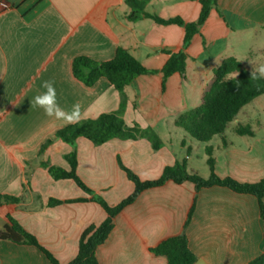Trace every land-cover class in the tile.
Segmentation results:
<instances>
[{
	"label": "crops",
	"instance_id": "obj_1",
	"mask_svg": "<svg viewBox=\"0 0 264 264\" xmlns=\"http://www.w3.org/2000/svg\"><path fill=\"white\" fill-rule=\"evenodd\" d=\"M10 1L12 9L0 12V196L21 200L0 206V233L11 216L61 264H69L85 230L107 219L92 199L99 196L117 206L134 193L135 184L121 165L146 182L186 160L189 171L207 179L211 148L219 177L247 184L264 180V95L207 143L176 126L181 116L201 105L214 70L225 60L235 58L250 68L264 64V42L259 39L264 33V0H218L186 49L185 76L173 75L165 89L162 73L142 75L126 87V125L152 128L164 144L161 150L154 151L146 139H115L101 146L77 141V175L92 195L72 179L55 180L43 167L70 171L66 157L73 147L55 140L69 125L47 117L31 103L33 98L45 91L44 81H54L62 108L81 104L80 122L117 112L120 93L105 78L93 87L78 81L75 59L108 62L123 47L148 70L160 71L170 54L183 50L185 28L149 18L132 22L125 0ZM200 1L149 0L146 11L164 20L193 23L201 14ZM239 126L250 127L254 136L239 135ZM48 140L54 142L40 155ZM52 199L60 204L51 206ZM183 233L197 264H249L264 253L257 197L223 187L197 191L190 182H168L144 191L117 216L97 257L100 264H167L150 250ZM0 263L52 264L36 246L8 240H0Z\"/></svg>",
	"mask_w": 264,
	"mask_h": 264
},
{
	"label": "trees",
	"instance_id": "obj_2",
	"mask_svg": "<svg viewBox=\"0 0 264 264\" xmlns=\"http://www.w3.org/2000/svg\"><path fill=\"white\" fill-rule=\"evenodd\" d=\"M131 9L128 19L138 22L149 18L161 25H179L185 28L183 50L170 54V58L160 71H151L145 68L127 49L118 47L116 56L108 62H98L88 57H78L73 64L75 78L87 87L95 86L99 80L105 78L120 93L121 105L117 112L103 114L97 119L86 120L78 124H71L55 135V140L62 141L73 147V152L66 157L71 166L67 171L60 167L43 165L55 180L72 179L87 194L94 192L77 175V141L86 139L95 146L104 145L112 140H148L154 149L159 151L164 144L159 135L152 129H142L139 125L128 127L123 119L127 105L125 94L126 87L130 86L142 75L163 74V89L167 80L175 74L186 75L188 55L186 49L194 37L199 33L213 7L218 0H201L202 10L197 22L186 23L180 18L164 20L157 15L147 13L149 0H125ZM251 68L244 62L235 58L225 60L222 65L214 70V81L205 92L201 105L181 116L176 121V126L184 129L190 136L201 143H207L217 135H222L228 126L233 123L245 107L254 100L264 95V79L252 80L249 78ZM239 75L233 78L236 73ZM239 135L254 136L255 132L250 127L239 126ZM54 140H48L41 148L43 155ZM226 145V144H225ZM208 165L211 170L209 178L205 179L188 169L187 161L177 163L175 166L166 167L163 175L158 180L142 181L134 172L123 165L121 168L127 173L130 181L135 184L134 193L117 206L109 205L102 197L95 196L92 201L99 204L107 213V219L100 226H91L82 234L76 258L69 264H100L97 251L104 245L115 228L117 216L129 205L137 201L140 195L149 189L162 187L168 182L182 185L190 182L196 186L197 191L205 188L223 187L238 194H247L257 197L260 204L261 216L264 220V180L254 184L240 183L231 178H221L215 172L213 150H207ZM21 199L11 196H0V206L4 204H18ZM51 206L60 204L52 199ZM195 210L193 206L186 227L189 225ZM9 225L0 233V240H8L16 244L36 246L43 251L52 264H61L51 253L45 250L37 239L27 232L15 219L8 216ZM150 252L155 256L165 257L167 264H197L198 258L191 251L185 233L170 237ZM1 264V263H0ZM249 264H264V253L252 260Z\"/></svg>",
	"mask_w": 264,
	"mask_h": 264
},
{
	"label": "clouds",
	"instance_id": "obj_3",
	"mask_svg": "<svg viewBox=\"0 0 264 264\" xmlns=\"http://www.w3.org/2000/svg\"><path fill=\"white\" fill-rule=\"evenodd\" d=\"M238 75L239 73L237 72L233 78H236ZM249 78L252 80L264 79V64L258 67L251 66ZM42 88L45 91L36 95L31 102L34 106L43 109L47 117L62 121L65 125L78 124L81 121L82 106L79 102L74 103L70 110H65L58 102L54 81H44Z\"/></svg>",
	"mask_w": 264,
	"mask_h": 264
},
{
	"label": "built area",
	"instance_id": "obj_4",
	"mask_svg": "<svg viewBox=\"0 0 264 264\" xmlns=\"http://www.w3.org/2000/svg\"><path fill=\"white\" fill-rule=\"evenodd\" d=\"M13 4L10 0H0V12L12 9Z\"/></svg>",
	"mask_w": 264,
	"mask_h": 264
},
{
	"label": "rangeland",
	"instance_id": "obj_5",
	"mask_svg": "<svg viewBox=\"0 0 264 264\" xmlns=\"http://www.w3.org/2000/svg\"><path fill=\"white\" fill-rule=\"evenodd\" d=\"M259 39L264 42V33L260 36Z\"/></svg>",
	"mask_w": 264,
	"mask_h": 264
}]
</instances>
